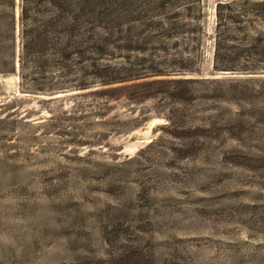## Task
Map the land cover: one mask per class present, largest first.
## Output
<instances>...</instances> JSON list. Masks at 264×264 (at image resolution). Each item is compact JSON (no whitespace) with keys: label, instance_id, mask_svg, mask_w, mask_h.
<instances>
[{"label":"rangeland","instance_id":"obj_1","mask_svg":"<svg viewBox=\"0 0 264 264\" xmlns=\"http://www.w3.org/2000/svg\"><path fill=\"white\" fill-rule=\"evenodd\" d=\"M218 1L94 0L121 82L0 73V264H264V70L213 69Z\"/></svg>","mask_w":264,"mask_h":264},{"label":"trees","instance_id":"obj_2","mask_svg":"<svg viewBox=\"0 0 264 264\" xmlns=\"http://www.w3.org/2000/svg\"><path fill=\"white\" fill-rule=\"evenodd\" d=\"M93 5L94 0H19L17 13L16 0H0V73L17 71L22 91L29 93L127 80L106 78L107 47L102 26L92 24ZM215 10L213 69L264 70V0L218 1Z\"/></svg>","mask_w":264,"mask_h":264}]
</instances>
